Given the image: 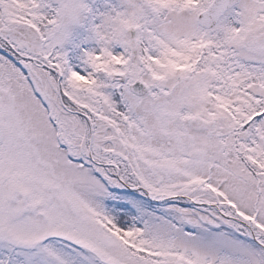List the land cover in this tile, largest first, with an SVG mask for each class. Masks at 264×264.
Instances as JSON below:
<instances>
[{
	"label": "snow or ice",
	"instance_id": "1",
	"mask_svg": "<svg viewBox=\"0 0 264 264\" xmlns=\"http://www.w3.org/2000/svg\"><path fill=\"white\" fill-rule=\"evenodd\" d=\"M0 264H264V0H0Z\"/></svg>",
	"mask_w": 264,
	"mask_h": 264
}]
</instances>
